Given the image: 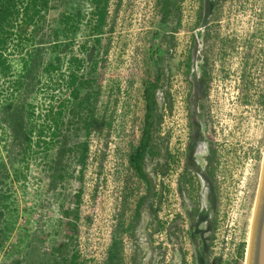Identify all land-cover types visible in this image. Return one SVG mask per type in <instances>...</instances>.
I'll return each mask as SVG.
<instances>
[{"label":"rangeland","instance_id":"1","mask_svg":"<svg viewBox=\"0 0 264 264\" xmlns=\"http://www.w3.org/2000/svg\"><path fill=\"white\" fill-rule=\"evenodd\" d=\"M200 1L175 0L161 22L157 0H109L97 35L89 0H48L31 39L7 52L10 74L0 77V264H55L71 252L79 264H103L120 220L117 264H245L264 154V10L254 17L246 8L240 14L219 6L203 31L208 18L198 23ZM63 12L77 16L78 28L60 36L55 49ZM71 55L82 59L74 93L63 81ZM49 61L59 69L47 77ZM157 68L161 119L143 158L144 182L127 155L143 124V83ZM200 71L206 83L198 89L192 79ZM60 101L58 128L48 122L41 133L47 155L32 147L21 160V135L32 144ZM195 140L202 148L194 150ZM208 147L215 155L209 167ZM74 208L76 233L68 226L74 213H63Z\"/></svg>","mask_w":264,"mask_h":264},{"label":"trees","instance_id":"2","mask_svg":"<svg viewBox=\"0 0 264 264\" xmlns=\"http://www.w3.org/2000/svg\"><path fill=\"white\" fill-rule=\"evenodd\" d=\"M92 6L91 8V17L93 23L91 24V31L95 34H102L106 26V17L108 11V2L109 0H89ZM160 5V19L161 22H165L170 15L175 0H157ZM48 0H0V77H7L10 74V63L8 59V53H13L15 51H20V45H26L25 42L31 39L32 31L35 30L36 23L41 19L42 12L47 8ZM77 16L72 13L63 12L59 17V27L54 30L53 33V47L55 49L60 48V36H65L69 29L76 30L78 28V23L76 20ZM33 29V30H32ZM111 29V27H109ZM10 47V49H9ZM82 66V59L71 55L67 59V76L63 80L65 81L66 87H71L74 92H76V84L78 81L77 71ZM59 69L57 64L53 62H47L43 67V74L45 76L51 75V73ZM63 76V74H61ZM155 81H144L142 96L144 100V116L143 124L141 127L140 137L138 143L131 149L127 155V162L129 168L135 173V175L140 179L146 182V176L143 169V158L146 153H152V132L155 130V125L157 126L160 121V115L157 113V102H156V88L157 81L160 79L159 69H156L154 75ZM83 84V81L80 83ZM65 107V102L60 101L56 109L50 108L47 110L46 116L44 117V122L39 127L38 135L36 139L32 141V144H29V134L24 132L21 135L20 139L23 142L20 146L21 151L20 159L27 160L29 157V151L32 147H35L36 151L39 149L42 151V155H47L48 145L42 139L43 130L46 125H52L54 129L58 128L59 122H61L62 109ZM32 112V111H31ZM30 114V113H29ZM89 120L87 127L93 124L92 116H88ZM49 122V124H48ZM17 123L13 124L11 127L13 131H17ZM54 134V132H51ZM82 151L80 160L84 159V155L87 151V143L83 142L81 144ZM214 150L211 149L210 155L208 156V162L214 158ZM26 165V163H25ZM16 177L25 178L22 174H17ZM138 206L134 212V218L138 214ZM69 212H73L74 215L72 219L69 220L68 226L73 233L77 232V226L75 220L77 219L76 208L74 211L66 209L63 213L67 216ZM133 225L129 223L127 229L131 228ZM123 222L120 220L118 225L115 228V231L111 235L110 243L107 247L106 256L103 264H117L120 259L121 253V240L117 238V233L123 231ZM65 245V244H63ZM245 250V242L242 241L238 245V253H242ZM55 264H79L77 262V254L71 252L70 254L63 256Z\"/></svg>","mask_w":264,"mask_h":264},{"label":"flooded vegetation","instance_id":"3","mask_svg":"<svg viewBox=\"0 0 264 264\" xmlns=\"http://www.w3.org/2000/svg\"><path fill=\"white\" fill-rule=\"evenodd\" d=\"M221 2H222V4H221ZM261 4H264V0H201L199 3V7H198L199 14H198L197 20L199 21L198 23H201L203 14L207 15L208 19H207L206 24L204 25V23H201V25H204L203 31H207L209 29V27L211 26V24L213 23V20L211 19V17L213 16L214 11L216 9H218L219 6L225 8V9L237 8L238 11H240V14H243V12H245V8H246L249 12H252L251 14H253L254 17H256L257 15H260L261 9L264 10V7L260 8ZM257 6H259V7L257 8ZM203 35L205 36V34H201L202 37H203ZM192 42L193 43L195 42V34H192ZM205 78L206 77L204 76V74L201 73V71H200L199 73L196 74V76L194 77V79H192V81H195V83H196L195 86L198 89H200V87L206 83ZM159 80L157 81V87H158ZM146 81H155V78L153 80H146ZM189 126H190V122H189ZM197 142L198 141H196V140L194 141V144H195L194 150H197V148H202V145L200 147V145L197 144ZM211 149H212L211 147H208L206 155H205L207 167H209L211 165V163L208 162V159H207L208 156L210 155ZM184 173H186L185 170H184ZM146 182H147V179H146ZM202 218H203L202 222H204L206 224L207 228H210V226H211V221H209L210 220V214H205L204 216H202ZM202 244L203 243L200 242L199 245L201 246ZM217 260L213 264H218Z\"/></svg>","mask_w":264,"mask_h":264},{"label":"water","instance_id":"4","mask_svg":"<svg viewBox=\"0 0 264 264\" xmlns=\"http://www.w3.org/2000/svg\"><path fill=\"white\" fill-rule=\"evenodd\" d=\"M245 264H264V154L246 243Z\"/></svg>","mask_w":264,"mask_h":264},{"label":"bare ground","instance_id":"5","mask_svg":"<svg viewBox=\"0 0 264 264\" xmlns=\"http://www.w3.org/2000/svg\"><path fill=\"white\" fill-rule=\"evenodd\" d=\"M253 212V211H252ZM253 214V213H252ZM251 224V223H250Z\"/></svg>","mask_w":264,"mask_h":264}]
</instances>
